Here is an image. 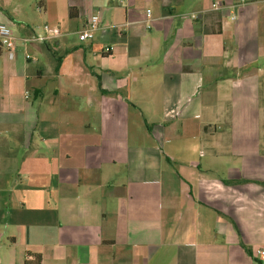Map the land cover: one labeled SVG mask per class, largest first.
Instances as JSON below:
<instances>
[{"label": "crops", "instance_id": "obj_1", "mask_svg": "<svg viewBox=\"0 0 264 264\" xmlns=\"http://www.w3.org/2000/svg\"><path fill=\"white\" fill-rule=\"evenodd\" d=\"M0 24V264H264V0H0Z\"/></svg>", "mask_w": 264, "mask_h": 264}, {"label": "built area", "instance_id": "obj_2", "mask_svg": "<svg viewBox=\"0 0 264 264\" xmlns=\"http://www.w3.org/2000/svg\"><path fill=\"white\" fill-rule=\"evenodd\" d=\"M150 17V12H148ZM101 22V17L99 15H94L89 20L86 29L79 33V39L81 42L92 41L95 38V33L99 29V24ZM44 34L42 35H32L23 39L25 45L30 44H45L52 39L59 38L61 36V31L58 28H50L44 26ZM15 50L14 44V35L11 27L7 24H0V53L5 52L10 57H13ZM110 50L108 49L107 52ZM30 56H27V59H30ZM256 255L264 259V248L258 249Z\"/></svg>", "mask_w": 264, "mask_h": 264}, {"label": "trees", "instance_id": "obj_3", "mask_svg": "<svg viewBox=\"0 0 264 264\" xmlns=\"http://www.w3.org/2000/svg\"><path fill=\"white\" fill-rule=\"evenodd\" d=\"M60 62H61V60H60V58L58 59V64H57V68H56V72H58V69H59V67H60ZM30 264V263H29ZM35 264H40V258H36V262H35Z\"/></svg>", "mask_w": 264, "mask_h": 264}, {"label": "rangeland", "instance_id": "obj_4", "mask_svg": "<svg viewBox=\"0 0 264 264\" xmlns=\"http://www.w3.org/2000/svg\"><path fill=\"white\" fill-rule=\"evenodd\" d=\"M263 96H264V89H263Z\"/></svg>", "mask_w": 264, "mask_h": 264}]
</instances>
